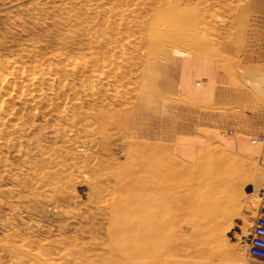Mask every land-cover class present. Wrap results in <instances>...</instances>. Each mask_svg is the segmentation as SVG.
I'll use <instances>...</instances> for the list:
<instances>
[{"label":"rangeland","instance_id":"1","mask_svg":"<svg viewBox=\"0 0 264 264\" xmlns=\"http://www.w3.org/2000/svg\"><path fill=\"white\" fill-rule=\"evenodd\" d=\"M133 1L0 0V70L38 64L55 73L43 74L34 104L0 119V264H263L245 242L264 186V152L249 160L212 147L184 161L156 141L157 129L142 137L123 116L127 108L113 95L122 88L105 56L115 38L137 37L124 22L140 14ZM143 1L149 9L151 0ZM246 1L180 0L181 10L197 14L188 25L206 43L180 56L215 59L230 84L249 86L264 103V62L247 70L229 46ZM166 63L152 71L163 75L168 103ZM105 98L112 106L103 118Z\"/></svg>","mask_w":264,"mask_h":264},{"label":"crops","instance_id":"2","mask_svg":"<svg viewBox=\"0 0 264 264\" xmlns=\"http://www.w3.org/2000/svg\"><path fill=\"white\" fill-rule=\"evenodd\" d=\"M252 1L238 7L229 45L242 57L247 70L264 62V0H255L258 4L250 8ZM166 64L169 81L162 91L170 96V102L158 111L156 141L173 146L188 162L205 156L212 147L259 159L264 144L249 141V136L264 137V103L258 102L255 92L246 85L230 84L228 73L224 76L210 57L172 54ZM256 182L262 184V180Z\"/></svg>","mask_w":264,"mask_h":264},{"label":"bare ground","instance_id":"3","mask_svg":"<svg viewBox=\"0 0 264 264\" xmlns=\"http://www.w3.org/2000/svg\"><path fill=\"white\" fill-rule=\"evenodd\" d=\"M179 1L169 0L164 5H157L158 0H151V6L147 10L145 9V1H133V5L139 7L140 14L137 15L136 20L127 17L124 22L127 32H132L137 37L127 44H124L123 39L118 37L113 40L114 46L111 50L109 49L111 45L109 47L106 46L108 53L105 57L109 61L110 67L107 74L116 80V82L119 80V86L122 88L119 91L113 90V95L118 96L122 101V105L127 108L123 116L130 118V124L133 129L145 138L156 137L155 131L160 119L158 111L160 108L166 109L167 103L162 97L163 93L159 89L163 75L158 71H152L153 65L165 63L169 55L172 54L184 55L186 53L200 52L205 49L206 45L205 42L203 43L204 36L200 35V32L196 29L191 28L192 25H188L189 20L196 17L197 14L181 10L178 5ZM257 1H252L249 7L256 6L258 4ZM132 22H135V24H132ZM113 30V34H117L116 26ZM109 40L107 39L108 43ZM116 47L120 48L115 49ZM128 49L130 51L127 56L124 52H121ZM67 59L69 60V57ZM66 64L68 65V63ZM78 64L82 65V62ZM67 67L70 68L69 66ZM42 68L38 64H34L31 71L15 67L11 70L10 74L4 73V69L0 70V119L6 116H16L19 110H21L19 109L20 107L34 104L36 99L42 97L40 85L43 80V74L46 73L48 75L46 78L49 80H53V75H55V73L48 72ZM73 69H75L74 66ZM79 69L81 70V66ZM132 73L134 74L133 76L131 75ZM100 75L102 76V74ZM63 83L64 85L66 84L64 81ZM110 84L113 85L111 82ZM127 85L130 86L129 90L126 89ZM120 87L117 88L119 89ZM139 87H142V89L137 92L135 91V95L132 96V92ZM125 93L127 94L125 95ZM130 102L131 104L129 105ZM100 104L107 108V111L103 113V118L110 115L108 107L112 105L109 99L105 98L100 101Z\"/></svg>","mask_w":264,"mask_h":264},{"label":"built area","instance_id":"4","mask_svg":"<svg viewBox=\"0 0 264 264\" xmlns=\"http://www.w3.org/2000/svg\"><path fill=\"white\" fill-rule=\"evenodd\" d=\"M263 141L261 137L250 139L251 143L256 144ZM245 252L253 260L264 264V186L261 188L256 215L246 239Z\"/></svg>","mask_w":264,"mask_h":264},{"label":"water","instance_id":"5","mask_svg":"<svg viewBox=\"0 0 264 264\" xmlns=\"http://www.w3.org/2000/svg\"><path fill=\"white\" fill-rule=\"evenodd\" d=\"M260 194H261V191L259 192V196H260Z\"/></svg>","mask_w":264,"mask_h":264}]
</instances>
